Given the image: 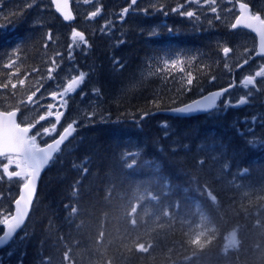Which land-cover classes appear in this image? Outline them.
<instances>
[{
    "label": "trees",
    "instance_id": "trees-1",
    "mask_svg": "<svg viewBox=\"0 0 264 264\" xmlns=\"http://www.w3.org/2000/svg\"><path fill=\"white\" fill-rule=\"evenodd\" d=\"M0 3L14 25L0 35V109L18 108L20 123L35 122L22 115L33 106L30 93L45 84V34L56 23L86 21L90 82L103 94V117L79 127L41 179L19 233L22 264H264L263 100L224 107L223 99L215 110L187 117L155 106L183 104L237 77L223 53L226 39L202 28L215 30L216 23L179 19L174 0L153 5L168 15L155 35L141 31L144 0L122 22L117 14L129 0H92L69 24L51 15L52 5L40 14L27 0ZM101 6L95 19H83ZM106 22L120 32H97ZM16 42L18 62L5 68L1 58ZM142 59L149 72L139 78ZM7 182L0 180V189Z\"/></svg>",
    "mask_w": 264,
    "mask_h": 264
},
{
    "label": "rangeland",
    "instance_id": "rangeland-1",
    "mask_svg": "<svg viewBox=\"0 0 264 264\" xmlns=\"http://www.w3.org/2000/svg\"><path fill=\"white\" fill-rule=\"evenodd\" d=\"M91 1L92 0H76L80 14L83 12V10L87 9L85 5H88ZM174 1V8H180L181 11H183L185 8L184 12L193 11L194 17L198 15L200 16V18H198V21L202 20V23L204 21L216 23L215 26H217L218 28L215 30L206 27L205 25H203L202 28L211 30L213 32L215 31V33L213 34L217 35V38L226 39V41H224V47H228L230 51L225 55V59L229 63H239L240 61L246 59L253 51L251 49L254 46L255 38L252 34L231 30L233 18L237 13L236 0H215L214 4L211 3L210 0L207 4L205 3V0H185L184 5L182 4L181 0ZM249 1L253 2L257 9L261 8L264 10V0ZM0 2H3V0H0ZM13 4L15 3L12 2V5ZM51 5L52 4L50 0H27V4H25L27 9L35 10L38 12L40 11V14H47L50 11ZM138 6L142 7L143 3H141V5L138 4ZM126 7H128V5ZM211 7H215L217 9V12L212 13ZM121 11L118 12L117 16H119V13ZM133 12L136 11L129 10L127 15ZM177 13V17L182 20L183 17H181L179 12ZM51 15L54 16L57 15V13L53 10V12L51 11ZM127 15L125 16V18L127 17ZM138 15H141L143 17L142 21H144L142 22L143 28L141 27L142 32L147 33V29H151L153 33L157 32L156 22H158V20H153L145 14L142 15L138 13ZM87 16H89V13L87 14ZM48 20H51V22H53L54 19L50 17ZM116 20H118L117 22H120V17ZM11 23L12 21L10 20V18L6 17L5 12L3 11V5L0 3V35H2L6 30H11L14 28V25H12ZM106 23H109V27L103 29V31H101L102 27H97V32H105V34L109 33L113 35V29L115 28V26H113L111 22ZM85 26L86 21H82L78 25H76V27L72 28L69 26H62L61 23H56L55 28L46 31L45 38L47 34L51 32L52 40L50 42L47 41L44 51V59L46 62L45 68L48 69L45 84L34 92L32 91V93H30V95L36 93V95L33 96V106H30L29 109L27 107L24 111L25 114L23 112L22 115V117L29 118L31 113L32 118L34 116L35 122L32 124L35 125V128L30 135L31 141L36 143L37 145L42 144L41 142L48 143L49 141L54 139L70 122L75 121L76 126L78 127V129H80L79 127L85 126L86 123L93 122L97 116L99 118H102L104 115V113H102L101 111L103 110V108L101 109L103 94L101 92V89L92 86L90 80L95 72L90 62L88 63V61L85 59L86 56H92L91 39L87 36ZM73 29L83 32L86 39L88 40V44L84 45L82 43H78L77 46L73 48V59L69 60L67 53L69 45L72 44L71 34ZM115 32H120L119 27L115 28ZM111 44L112 46L115 45L113 41H111ZM17 50H19V45L16 42L9 49V55L6 54L1 58V63L5 61V68H13L18 62L15 54V51ZM58 53H63L64 55L61 57L57 55ZM53 61H55V64L59 65L58 69L54 68ZM140 67L142 69L138 70V76L139 78H143L146 75V72H149L146 59H142L138 66V69H140ZM50 68H54L53 72L51 73V79H49ZM262 69H264V59L260 58L254 60L251 64L246 66L243 69L241 75L238 76L237 86L233 91L226 94V98H229L232 104H235V102L240 99H245L243 104H239L244 105L247 102L245 107H247L249 102L251 103L252 100H257L258 97H260L264 102V77H257L255 75ZM80 72H84L86 74L83 81L78 86L74 87L71 91L66 92L65 90L68 88L69 82L72 77L77 76ZM246 76L254 77V83L252 85L245 86L242 83L245 80ZM134 80L138 85L139 79ZM2 90H4V86H0V100L3 99V95L1 93ZM97 90H99V94H97ZM52 92L57 93V96L55 98L51 96ZM225 99L223 100V103ZM61 102H63V104ZM49 105H52L51 109H49ZM49 111L53 113L52 116L47 115ZM57 112L62 113L59 121H57L55 118V113ZM42 115L46 116L45 120H40V116ZM52 124L57 125L55 130L50 131L48 134H43V129H51ZM23 125H28V123ZM29 125H31V123ZM8 156H12L14 161L9 166V171L19 170L16 164L17 160L25 168H29L20 156L6 155L0 158V180L6 178V180L8 181L3 186L5 189H0V224L12 212V204L18 193V191L16 192L15 187L18 186L20 182H24L23 178L14 177L12 179H9L4 175L3 165L8 163ZM20 185L18 186V189ZM9 202H11V207H8ZM1 228L2 226L0 227V232ZM19 237L20 235H18L8 247L0 250V264H22V252L20 250L21 243ZM232 239L233 236L227 237V245H230L232 243Z\"/></svg>",
    "mask_w": 264,
    "mask_h": 264
},
{
    "label": "snow or ice",
    "instance_id": "snow-or-ice-1",
    "mask_svg": "<svg viewBox=\"0 0 264 264\" xmlns=\"http://www.w3.org/2000/svg\"><path fill=\"white\" fill-rule=\"evenodd\" d=\"M54 2L57 5H59L61 2L66 3V0H54ZM210 2L214 4L215 0H210ZM136 3H137V0H129L128 7H125L119 13V17H120L121 22L123 21V19L125 18V16L129 12L131 7L133 5H135ZM205 3L206 4L209 3V0H205ZM181 7H183V6H181ZM239 8L241 10L240 16L237 17L236 23L232 24L233 29H235L237 27V25L240 24V22L245 20V19H247L249 21L259 20L261 24H264V20H260V17L258 14L256 16L247 15V10L249 9L248 4L241 2L239 4ZM60 10L63 11V9H60ZM142 11L147 12V9H144ZM161 11H163V9H161ZM171 11L172 12H179V14L181 16H185L187 18H193L194 17L193 11L184 12V11H181L180 8H174ZM101 12H102V6L97 7L94 11L89 13L88 18L89 19L95 18L98 15H100ZM211 12L216 13L217 9L215 7H211ZM165 14H167V13H165ZM64 18L67 20L70 17L68 15H65ZM248 26L250 27L251 25L249 24ZM108 27H109V23H105L102 26L101 31H103L104 28H108ZM155 34L156 33H153V35H155ZM45 39H46V41H49V42L52 40L51 32H49L47 34ZM71 39H72V44L69 45L68 53H67L69 60L73 59V56H74L73 48H75L78 43H82L84 45L88 44V40L86 39L85 34L81 31L76 30V29H73V31H72ZM229 51H230V49L228 47L223 48L224 54H228ZM57 55L62 57L64 54L58 53ZM192 59H194V58H192ZM115 63L119 64L118 60H115ZM164 63L167 66L169 61L165 60ZM177 63H178L177 60L171 61V64L173 67H175L177 65ZM179 63H183V61H179ZM53 64H54V68H56V69L59 68V65L55 64V61H53ZM225 67H227V65H225ZM54 68L49 69V74H50L49 79L52 78L51 73L53 72ZM180 71L183 72V68H181ZM85 75L86 74L84 72H80L77 76L72 77V79L69 82L68 88L65 91L66 92L71 91L74 87L78 86L83 81V79L85 78ZM255 75L257 77H264V69H262L261 71H258ZM21 83H23V81H21ZM186 83H187V86H189V90H190L191 86L194 83V80H193L191 73H189L187 75ZM242 83L245 86L252 85L254 83V77L248 76L245 78V80ZM233 86L234 85L230 84L228 88H225L222 91H215V92H212L208 95H204V96H202L201 100L194 101L192 104H185L183 107L173 108V109H171V112L176 113V114H187V113H193V112L210 111L211 109H213L217 106L218 99L223 97L224 93L228 92L230 90V88ZM13 87H15V85H13ZM97 94H99V90H97ZM35 95H36V93H33L32 96L28 97V100L32 101L33 96H35ZM51 96L53 98H55L57 96V93L52 92ZM61 103L63 104V102H61ZM241 103H243V101H241ZM155 106H156L157 110H160L159 103H156ZM224 106L225 107H238L239 105L238 104H232L231 100L229 98H226L224 101ZM48 107H49V109H51L52 105H49ZM14 115H15V112L8 114L9 117L14 116ZM47 115L52 116L53 113L51 111H49L47 113ZM61 115H62V113H60V112L55 113V118L57 121L60 120ZM45 119H46V116H44V115L40 116V120H45ZM73 123H76V122L74 121ZM56 126H57L56 124H52L51 129L44 128L43 134H48L50 131H54ZM13 129L15 130V133L20 134V136L14 137L13 136ZM13 129L8 130V136H7L6 140L0 141V154L19 151L21 146L23 145L24 141L21 137L23 134H25L29 131V127L20 128L19 126L13 125ZM70 129L74 130L73 124H68V126L64 129V132L60 135V138L55 140L54 144H49L48 148L51 151H55L61 145V143L66 139L67 135L69 134ZM51 151L44 153V155L40 158L39 163L46 164L51 158ZM31 159L34 161V166H32L31 168H25L17 160L16 164H17V168L19 170L9 171V166L14 162L12 156H8V163L3 165V172L7 178L12 179L15 177V178H23V180H24L23 184L21 185L22 194L15 201L17 206H19L21 204V201H23L25 205L29 204L32 200V197H33L34 181L39 174V168L35 166V157H32ZM24 215H25V212L22 211L19 207H17V212H16V216L14 217V219L12 221H10L8 219H5L3 221L4 224L8 225V231L4 232V234L2 236H0V245L7 243L9 241V239L14 235V233L21 228V226L23 225V222H24ZM21 239H24V237H21Z\"/></svg>",
    "mask_w": 264,
    "mask_h": 264
},
{
    "label": "water",
    "instance_id": "water-1",
    "mask_svg": "<svg viewBox=\"0 0 264 264\" xmlns=\"http://www.w3.org/2000/svg\"><path fill=\"white\" fill-rule=\"evenodd\" d=\"M50 2L52 4V6H53V10L63 19L64 22L69 24V23H73L76 20V15H75L74 10L72 8V0H66V3L61 2L59 5H57L54 2V0H50ZM241 2L242 3H246L244 1H240L238 3V6H239V4ZM60 9H63V11H61ZM239 10H240V8H239ZM65 15H68L70 18L66 20L64 18ZM247 15L256 16V15H251L250 14V6H249V9L247 10ZM238 16H240V14ZM259 17H260V15H259ZM260 20H263V19H261V17H260ZM236 21H237V18L235 19V23H236ZM249 24L251 25L250 27L248 26ZM237 27H244L246 29H249L257 37V46H256L257 50L255 51V53L253 54V56L250 59H252L253 57L264 56V24H261L259 20H257V21H249V20L245 19V20L241 21L240 24L237 25ZM248 63H249V60H247V59L242 61V62H240L237 65V69L246 66ZM231 84L235 86V81H233ZM229 85L230 84H228L226 86H223V87H218V88L211 89V90L201 94L200 96H198V97H196V98H194V99H192L190 101H187V102H185L183 104H180V105H177V106H173V107H170V108L162 109V110H160V113L161 114H165L167 116H173V117H187V116H194V115L209 113V112L215 110L217 106L215 108L211 109L210 111H207V112L201 111V112H193V113H187V114H176V113L171 112V109L177 108V107H183L185 104H192L194 101L201 100L202 96L208 95V94H210L212 92H215V91H222L223 89L228 88ZM233 87H231L230 89H232ZM226 93H224V95ZM220 99L221 98L218 99L217 105H218ZM241 101H243V103H244L245 100L241 99L236 104H241ZM13 112H15V115L9 117L8 114L9 113H13ZM19 114H20V111L17 108H12V109H8V110L0 109V141L6 140V138L8 136V130L9 129H13V125L19 126L20 128L29 127V131L27 133L23 134L22 137H21L23 139L24 143L21 146L20 150L19 151L5 153V154H0V158L3 157V156H6V155H17V156H20L25 161V163L27 164V166L29 168H31L32 166H34V161L31 158L35 157V166L39 168V174H38V176L36 177V179L34 181V193H33V197H32L31 202L29 204L25 205L24 202L21 201V204L19 206H17L15 201L22 194V189H21V185L22 184L20 185V187L18 189L17 196L15 197V199L13 201L12 213L6 219L12 221L14 219V217L16 216L17 207H19L22 211L25 212L24 222H23V225L21 226V228L14 233V235L9 239V241L7 243L0 245V249L8 246L13 241V239L16 237L18 232L20 230H22L23 227L26 225L27 220H28V218L30 216V213L32 211L34 202H35V200L37 198L39 185H40V182H41V179H42L44 173L48 169V167H49L51 161L53 160V158L55 157L56 153L60 150V148H62V146H64L67 142L70 141V139L73 137V135L75 134V132H77V129H78V127L76 126V123L70 122L69 124H73V129L74 130L70 129L69 130V134L67 135L66 139L61 143V145L55 151H51L48 148V145L49 144H54L55 140L60 138V135L64 132V129L68 125H66L62 129V131L54 139H52L48 143H44L42 145H37L36 143L32 142L31 138H30V134L33 132V130L35 128V125H33V124H31V125H23L22 123H20ZM13 136L14 137H18V136H20V134L15 133V130L13 129ZM50 151H51L50 160L46 164L39 163L40 158L44 155V153L50 152ZM2 226H3V230L0 233V236H2L4 234V232L8 231V225H6V224H4L2 222Z\"/></svg>",
    "mask_w": 264,
    "mask_h": 264
},
{
    "label": "flooded vegetation",
    "instance_id": "flooded-vegetation-1",
    "mask_svg": "<svg viewBox=\"0 0 264 264\" xmlns=\"http://www.w3.org/2000/svg\"><path fill=\"white\" fill-rule=\"evenodd\" d=\"M150 1L151 0H144V3H143V10L144 9H147V12H144L143 11V14H145V15H147L149 18H153V19H155V20H159V21H161L162 19H164V18H166L168 15L167 14H165V13H167L165 10H163V11H161V9H154L153 8V5L155 4V3H158L159 5H160V8H162V3H161V0H154L153 1V3H152V6L150 7ZM240 1H244V2H246L249 6H250V14L251 15H260V17H261V19H263L264 20V10L263 9H257L256 8V6L253 4V2H251V1H249V0H236V4H237V7H236V10H237V13L235 14V16H234V18H233V21H232V24L233 23H235V19L238 17V15L240 14V10H239V6H238V3L240 2ZM72 8H73V10H74V13H75V15L77 16V14L79 15V8H78V6H77V2H76V0H72ZM132 9H133V6L131 7V11H132ZM135 11V10H134ZM84 12V11H83ZM155 15H157V18H154L155 17ZM87 16V14L86 15H84V17H83V19L84 20H88L89 18H88V16ZM118 18V17H117ZM232 24H231V30L232 31H236V32H245V33H248V34H252L253 36H254V38H255V40H254V46L252 47V49L251 50H257L256 49V46H257V37H256V35L252 32V31H250L249 29H246V28H244V27H236L235 29H233L232 28ZM230 31V30H229ZM260 59H264V57H261ZM247 66V65H246ZM246 66H244V67H242V68H239L238 69V71L236 72V75L237 76H240L241 75V73L243 72V69L246 67ZM246 77H248V76H246Z\"/></svg>",
    "mask_w": 264,
    "mask_h": 264
},
{
    "label": "bare ground",
    "instance_id": "bare-ground-1",
    "mask_svg": "<svg viewBox=\"0 0 264 264\" xmlns=\"http://www.w3.org/2000/svg\"><path fill=\"white\" fill-rule=\"evenodd\" d=\"M236 64H235V68H234V71H238V69H237V65H238V62H235ZM238 79V76L235 78H233V81H235V80H237ZM157 112H160V110L159 111H157Z\"/></svg>",
    "mask_w": 264,
    "mask_h": 264
}]
</instances>
